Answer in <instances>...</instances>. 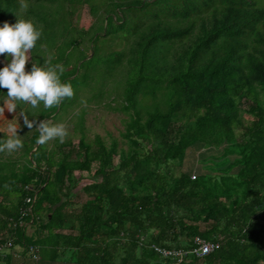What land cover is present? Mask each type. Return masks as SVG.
I'll list each match as a JSON object with an SVG mask.
<instances>
[{"label":"trees","instance_id":"trees-1","mask_svg":"<svg viewBox=\"0 0 264 264\" xmlns=\"http://www.w3.org/2000/svg\"><path fill=\"white\" fill-rule=\"evenodd\" d=\"M80 5L89 8L86 31L72 25ZM98 11L101 23L91 26ZM17 20L42 33L26 72L52 57L74 89L58 108L41 106L31 117L30 105L18 102V114L54 124L87 93L89 103L121 86L128 149L99 136L88 142L84 109L73 117L76 146L69 139L38 145L37 129L28 135L23 124L24 147L0 153V246L62 245L75 252V264H264V7L257 0H0V26ZM109 42L123 50L106 53ZM158 97L142 108L141 99ZM243 99L250 125L239 120ZM190 153L187 171L174 176L172 167L183 169ZM79 189L88 200L77 206ZM34 197L39 239L12 230ZM65 229L77 234H59ZM196 237L218 247L182 263L154 250L189 251Z\"/></svg>","mask_w":264,"mask_h":264},{"label":"clouds","instance_id":"clouds-1","mask_svg":"<svg viewBox=\"0 0 264 264\" xmlns=\"http://www.w3.org/2000/svg\"><path fill=\"white\" fill-rule=\"evenodd\" d=\"M41 35V31L28 20H17L13 25L4 23L0 26V56H4L6 61L0 67V89H7L6 94H0V97H6V100H0L3 104L0 116H3L5 108L10 113L16 112L18 102L30 105L32 109L42 106L44 110H50L58 108L63 100L74 96L72 84L61 79L63 66L53 64L52 57L48 60L41 57L42 63L33 61L30 70L25 71L30 59L28 53L36 47ZM21 116L24 117L26 127L37 129L38 145H45L54 139L64 142L67 136L64 124H49L46 120L37 123L27 119L24 114ZM11 121L5 129L7 139H0V153H12L24 147L18 135V124Z\"/></svg>","mask_w":264,"mask_h":264},{"label":"rangeland","instance_id":"rangeland-1","mask_svg":"<svg viewBox=\"0 0 264 264\" xmlns=\"http://www.w3.org/2000/svg\"><path fill=\"white\" fill-rule=\"evenodd\" d=\"M257 2L264 7V0H257ZM27 7L24 3H22L21 6V14H24L23 11H25ZM65 10L68 9V6L66 5L64 7ZM75 14L72 17V25L73 27H75L76 29L83 30L86 31L88 30L86 27L82 28V26H84L87 23V18L90 16L89 8L84 6V5H80L77 6L75 9ZM99 14L97 15V17L95 16L94 18H91V26H98L101 23V14L104 15V12L102 11H98ZM195 34L198 33V28H195ZM82 32V31H81ZM78 33L75 34V37L77 38ZM89 36H86V45L88 43V38ZM196 37V36H195ZM194 37L192 36L189 40H185L183 47L186 48V45L188 43L191 42V40H193ZM101 42H99L100 45ZM83 47V45L81 46L82 49L85 50L86 48ZM91 46V45H90ZM106 49V53H111L114 51H122L123 50V45L121 46H117L115 44H112L111 42L108 43V47L105 48ZM74 56H78V53L74 54ZM29 61L26 63L25 66V71L27 70V67L29 65ZM1 65H5V62H0ZM120 78L115 79L114 81L118 82ZM115 83V82H114ZM113 83V84H114ZM112 84V85H113ZM110 87H106L105 92L103 94V96L98 97V98H93L92 100H90V102L88 103L87 100H89L92 96L90 94H86L83 96V102H80V105L75 107V109H69L67 114L61 116V118H59L55 123H62L64 124V126L66 127L67 130V136L65 138L64 141L66 140H70L72 142L73 145H77L78 140H79V136H77L74 133V124L73 121L75 119H73V117L76 115V113H79V111L81 109H84L85 112V116H84V126L86 129V140L88 142H92L97 136L101 137L102 140L104 141V143L107 146H111V145H117L118 149H124L127 150L128 149V143L127 141L123 138L122 134L125 132V124L126 122L129 120V116L127 114H125L121 109V104L123 103V98H122V90L123 89L121 86L120 87H116L115 89H112L111 92H107L109 90H107ZM99 89V88H98ZM95 92L97 93L98 90L96 89ZM160 103L162 102V98L158 97L156 98L155 101H153L150 98L147 99H141V106L142 108L145 106H152L153 103ZM163 106V105H161ZM238 109H239V120L241 122L242 125H250L252 123V121L254 120L253 116L249 113V107L246 105L245 103V99L241 100L238 103ZM35 109L29 108L27 110V116H33L35 115ZM20 115V114H18ZM19 121H14L13 124H18L19 128L22 127V125L24 124L23 122V118L22 116H18L17 118ZM184 119L182 117L179 118V124L183 123ZM54 123V124H55ZM34 128L29 129L28 127L26 128V134H31ZM242 129L241 127L237 128V134L241 133ZM18 135L22 136L21 131L18 132ZM67 150V149H66ZM76 149H74L75 152ZM74 154H72V156L70 157V159L74 160ZM195 159H196V166H200L199 164V153L195 154ZM193 160L191 159V153L187 158L186 161V166H183V169L180 170V168L173 166L172 170H173V175L174 176H178V174H180V172H184L187 171L188 166H190L191 162ZM120 163L119 158H117L115 160V167H117ZM96 167V166H94ZM93 167V168H94ZM152 169H154V166L151 167ZM95 169V168H94ZM197 175V174H196ZM91 182H89L88 180L82 181L81 182V187H84L88 184H90ZM80 190V189H79ZM88 197L84 194L81 193L76 196L75 199V205L80 206L82 204H84L85 202H87ZM264 220V218L262 219Z\"/></svg>","mask_w":264,"mask_h":264},{"label":"crops","instance_id":"crops-1","mask_svg":"<svg viewBox=\"0 0 264 264\" xmlns=\"http://www.w3.org/2000/svg\"><path fill=\"white\" fill-rule=\"evenodd\" d=\"M18 112H8L5 108L3 112V116H0V134L8 136L7 132L5 131L9 121L12 123L14 121H19ZM23 118V117H22ZM21 127H18V132L20 131ZM49 147L51 144H48ZM84 193L82 190H77L75 192L74 201L76 196L79 194ZM76 202V201H75ZM77 227V224H76ZM25 234L28 238L39 239L43 237L45 234H38L37 227L32 226L31 224L25 228ZM61 235L66 234H77V231H69L68 229L62 230L59 232ZM52 246V245H51ZM49 246H36L39 251L40 260L38 263L33 262L30 259L29 254L27 253L26 249L22 245L12 246L11 250L7 252L6 256L3 260L0 261V264H75L74 256L75 252L63 248L62 245H54L51 247Z\"/></svg>","mask_w":264,"mask_h":264},{"label":"built area","instance_id":"built-area-1","mask_svg":"<svg viewBox=\"0 0 264 264\" xmlns=\"http://www.w3.org/2000/svg\"><path fill=\"white\" fill-rule=\"evenodd\" d=\"M192 179H195V175L192 176ZM28 190H30V188ZM34 202H35V197L26 199L25 201L26 206L21 211V217L19 221L12 226V230H15L19 227L27 228L30 224L33 223L34 217H33L32 209ZM26 219H31L30 223H27ZM12 246L13 243L11 240L7 241L5 244L0 246V259L1 258L3 259L6 256L7 252L11 250ZM192 246L193 248L189 251L182 249L168 250V249H162L160 247H154V250L164 260H172L175 261L176 263H182L185 262V260L191 256H194L197 259H202L213 253L215 249L218 247L214 244L207 242L206 240L200 237H196L194 239ZM28 248L29 249L27 253L30 256V259L33 262L38 263L40 260L38 248L36 247H28Z\"/></svg>","mask_w":264,"mask_h":264}]
</instances>
